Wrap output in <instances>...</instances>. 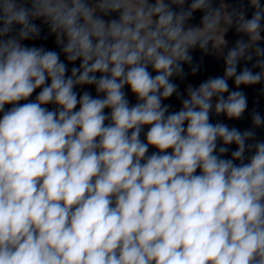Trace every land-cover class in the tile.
Segmentation results:
<instances>
[{
    "label": "clouds",
    "instance_id": "obj_1",
    "mask_svg": "<svg viewBox=\"0 0 264 264\" xmlns=\"http://www.w3.org/2000/svg\"><path fill=\"white\" fill-rule=\"evenodd\" d=\"M248 4L224 75L182 93L213 0H0V264H264V117L211 120L264 84V0ZM37 20L58 50L26 43Z\"/></svg>",
    "mask_w": 264,
    "mask_h": 264
}]
</instances>
